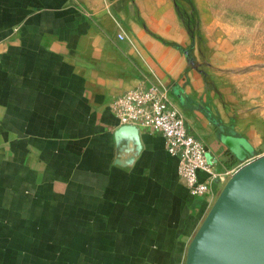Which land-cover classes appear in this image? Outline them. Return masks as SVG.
I'll use <instances>...</instances> for the list:
<instances>
[{"label":"crops","instance_id":"obj_1","mask_svg":"<svg viewBox=\"0 0 264 264\" xmlns=\"http://www.w3.org/2000/svg\"><path fill=\"white\" fill-rule=\"evenodd\" d=\"M190 3L192 27L176 0H0V264H180L182 254L185 264L229 173L264 151V123L236 122L212 68L230 41L209 34L205 0ZM198 38L207 69L192 55ZM155 79L221 176L196 171L208 193L188 191L158 132L124 126L109 108ZM48 204L54 260L31 262L28 244L46 236L28 227Z\"/></svg>","mask_w":264,"mask_h":264},{"label":"rangeland","instance_id":"obj_2","mask_svg":"<svg viewBox=\"0 0 264 264\" xmlns=\"http://www.w3.org/2000/svg\"><path fill=\"white\" fill-rule=\"evenodd\" d=\"M176 2L186 23L192 27L194 21L190 12L191 0H176ZM205 2L208 11L207 17L211 24L209 34L213 37L222 35L230 41L231 51L226 58L221 59L220 65H213L212 68L217 69L221 76L217 77L220 86L233 93V117L236 122L242 120L245 123L253 121L264 123V0H205ZM192 55L199 59L201 69L209 68L201 38H198ZM196 64L195 67L198 66V63ZM205 85L207 86L205 88H209L211 84ZM221 96L219 93V100H221ZM3 180L6 178L1 176L0 181ZM54 184L56 185V183ZM23 210L25 213L26 208ZM53 213V205L48 204L45 206L44 221H30L31 227L28 229L32 234L42 236L43 233L44 237L46 236L44 246L38 245L39 238L36 239L37 242L28 244L31 252H34L30 255L31 262L38 263L41 260H46L52 263L54 260V254L51 251L55 225ZM31 218L34 217L31 215ZM64 225L68 228L70 223L64 222ZM37 230L39 232L36 234ZM22 240L19 238V241ZM2 245H5V239ZM7 245H11L10 240ZM18 245L21 247L27 244L20 242L14 245L21 249ZM45 245L48 247L45 249L46 254L44 255L43 247ZM39 251L43 254L42 256ZM184 255H181L180 264H184ZM14 256L15 261L22 260L21 255Z\"/></svg>","mask_w":264,"mask_h":264},{"label":"water","instance_id":"obj_3","mask_svg":"<svg viewBox=\"0 0 264 264\" xmlns=\"http://www.w3.org/2000/svg\"><path fill=\"white\" fill-rule=\"evenodd\" d=\"M185 264H264V151L229 173L189 241Z\"/></svg>","mask_w":264,"mask_h":264},{"label":"built area","instance_id":"obj_4","mask_svg":"<svg viewBox=\"0 0 264 264\" xmlns=\"http://www.w3.org/2000/svg\"><path fill=\"white\" fill-rule=\"evenodd\" d=\"M118 36L122 37L121 34ZM109 108L120 124L134 125L137 129L158 132L162 136L165 150L176 157L177 175L191 194L209 192L207 180L197 178L198 169L205 171L209 178H221L207 157L206 145L187 131L183 114L157 79L115 95L109 102Z\"/></svg>","mask_w":264,"mask_h":264},{"label":"trees","instance_id":"obj_5","mask_svg":"<svg viewBox=\"0 0 264 264\" xmlns=\"http://www.w3.org/2000/svg\"><path fill=\"white\" fill-rule=\"evenodd\" d=\"M189 24V23H188ZM203 81L206 83V82H208V78H207V76L203 73Z\"/></svg>","mask_w":264,"mask_h":264}]
</instances>
